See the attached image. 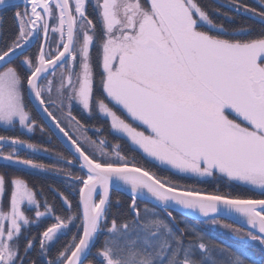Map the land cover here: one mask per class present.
Here are the masks:
<instances>
[{"label":"snow or ice","instance_id":"obj_1","mask_svg":"<svg viewBox=\"0 0 264 264\" xmlns=\"http://www.w3.org/2000/svg\"><path fill=\"white\" fill-rule=\"evenodd\" d=\"M257 2L218 0L227 10L215 9L217 20L200 0H0L14 10V31L0 29V126L32 134L40 116L69 146L66 157L0 135L6 167L63 173L64 183L46 192L0 172V264H258L173 215L219 225L264 251V0ZM238 16L259 32L236 25ZM182 180L255 195L198 191ZM113 191L129 197L119 220Z\"/></svg>","mask_w":264,"mask_h":264},{"label":"trees","instance_id":"obj_2","mask_svg":"<svg viewBox=\"0 0 264 264\" xmlns=\"http://www.w3.org/2000/svg\"><path fill=\"white\" fill-rule=\"evenodd\" d=\"M200 2L209 11L210 14L214 15L215 19L217 20L220 19L219 17L215 16V12H214L215 9L221 8V5L219 3L213 0H200ZM243 2L251 6L259 7L252 0H243ZM226 10L227 9L221 8V11H226ZM13 11H14L13 9L9 8V9H3L0 12V17L3 18L1 21L0 29L3 30L4 36L10 35L14 31V25H13V20H12ZM235 24L236 25H250L254 29V32H259L260 27H261L258 23L249 19L247 16H238L236 18ZM37 120H38V124H40L46 130V133H45L46 136L44 138H41L38 134H33L32 136L25 135L21 133L18 129L11 130V129L0 128V135H6L10 137H20V138L25 139L26 141L34 142L44 147H47L53 150L54 152L63 153L66 157H68L69 152L59 143V141L55 138V136L47 129L46 125L43 123V121L41 120L39 116H37ZM38 161L44 162V159L39 158ZM138 163L142 164L144 167H148V168L152 167L151 164H149L147 161H144V160L138 159ZM153 170H157V169H153ZM5 171L10 176L19 175V176L25 177L31 184L36 185L38 189L40 187H43L46 192L48 191V187L50 185L52 187H56L59 189L64 188L61 178L57 177V174L55 176L53 174H50L53 177H44L41 175H36V174L28 173L25 171L17 170V169L7 168V167H4V165L0 164V172H5ZM157 171L159 172L160 175H165V176L168 175L167 172H164L162 170H157ZM181 183L189 184V185L191 184V182L190 181L188 182V180H182ZM198 185L201 191L208 192V193H212L215 191H219L220 193L230 192L234 196L239 195L245 198L253 197L255 195L254 193L244 190L243 188L232 187L226 190L222 186L216 187L212 185L211 183H207V182H202V183H199ZM48 193L49 195H51L49 199L51 200L53 194L51 192H48ZM112 197H113L114 202L117 198H119L123 205L119 209H115V208L113 209V212L117 214V219L119 220L121 218V214L124 213L127 208V204L129 203V197L125 196L122 193L116 192V191L112 192ZM140 205L145 206L143 203H141ZM148 207H152V205L149 204ZM156 210L159 212V215L161 217H165L161 213V211H159L158 209ZM174 216H176L177 219L179 220L186 221L187 224L193 226L195 229H198L200 232L206 233L207 236L210 237L217 244L228 246L231 249L241 251L245 255L255 258L258 264H264V252L259 247L253 246L249 243L236 241L235 239H232L231 237L226 236L225 234L215 232L205 227L202 222L187 219L178 214H174ZM180 226L183 227L184 225L181 224ZM61 242H63V240H61Z\"/></svg>","mask_w":264,"mask_h":264},{"label":"rangeland","instance_id":"obj_3","mask_svg":"<svg viewBox=\"0 0 264 264\" xmlns=\"http://www.w3.org/2000/svg\"><path fill=\"white\" fill-rule=\"evenodd\" d=\"M253 2H255V4H257L258 5V2H257V0H252ZM259 6V5H258ZM0 25H1V21H0ZM40 125V124H39ZM41 126V125H40ZM40 126H38L37 128H36V130H35V132L34 133H32V134H28V133H26L24 130H21V129H19V127H16V128H5V127H3V126H0V128H3V129H11V130H19L21 133H23V134H25V135H29V136H32L33 134H38L41 138H44L45 136H46V130H44V132H41L40 131ZM48 129V128H47ZM49 130V129H48ZM34 143V142H33ZM35 144H37V143H35ZM37 145H39V146H42V145H40V144H37ZM44 147V146H43ZM54 152V151H53ZM20 154H21V156L22 157H29V158H32V159H34V160H36V161H38V159L40 158V159H44V162L43 163H45V164H48V165H56L57 167H59L60 165L57 163V161L56 160H54V159H51V158H49V156L48 155H45V154H33V153H31V152H28V151H25V150H23V149H21V152H20ZM39 162V161H38ZM2 165H4L3 164V162H2ZM4 167H6L5 165H4ZM7 168H11V169H17V170H21V171H25V172H28V173H32V174H36V175H41V176H44V177H53L52 175H50V174H53L54 176L56 175V173H54V172H43V173H41V172H35V171H32V170H25V169H23V168H20V167H7ZM61 175H63V173H60ZM61 181H62V179H61ZM191 182V186L193 187V188H195L196 190H198V191H201V189L199 188V183H202V182H207V183H211L212 185H214V186H216V187H223L224 189H226V190H228L229 188H232V187H229V186H227V185H225V184H223V183H220V184H218L217 182H215V181H212V180H203V181H200V182H197V181H194V180H188V182ZM62 183H63V181H62ZM197 185V186H196ZM63 186H64V183H63ZM244 189V188H243ZM244 190H246V189H244ZM253 193V192H252ZM255 194V193H254ZM50 196L51 195H49V193H48V197H49V199H50ZM140 207L141 208H143L144 206L143 205H140ZM221 220V222L222 223H229V222H227L226 220L224 221L223 219H220ZM51 221H46V222H44L43 224H42V226H41V229H36V231H40V230H42V228L44 227V226H46L48 223H50ZM204 224V226L205 227H207V228H209V229H211V230H213V231H215V232H218V233H222V234H225L226 236H229V237H231L232 239H235V238H233V236H232V234L229 232V231H227V230H225V229H222L219 225H217V226H212L210 223H208V222H204L203 223ZM236 226V225H235ZM70 236H71V233H69V238H70ZM236 241H239V242H243V241H241V240H238V239H235ZM62 243V242H61ZM249 244H251V243H249ZM251 245H253V246H257V245H255V244H251ZM258 247V246H257Z\"/></svg>","mask_w":264,"mask_h":264},{"label":"water","instance_id":"obj_4","mask_svg":"<svg viewBox=\"0 0 264 264\" xmlns=\"http://www.w3.org/2000/svg\"><path fill=\"white\" fill-rule=\"evenodd\" d=\"M213 1L218 3V0H213ZM16 3H19V0H16ZM0 9H3V8H0ZM40 118L43 121V123L47 126V128L51 131V133L55 136V138L59 141V143L69 152V146L66 143H62L61 142V134H59L58 131L55 130L54 126L51 125L50 121H48L46 119H43L42 117H40ZM60 176L62 177V175H60ZM117 192H120V191H117ZM120 193H123V192H120ZM123 194H125V193H123ZM175 213H178V212H175ZM178 214H180V213H178ZM182 216H184L186 218H189V219H192V220H195V221H204V220H202V219H200L198 217H194V216H186V215H182ZM219 219H224V220L230 221L231 223H233V224H235L237 226L246 227V226L242 225V223L240 221H232V220H230L228 218H225V217H219Z\"/></svg>","mask_w":264,"mask_h":264},{"label":"flooded vegetation","instance_id":"obj_5","mask_svg":"<svg viewBox=\"0 0 264 264\" xmlns=\"http://www.w3.org/2000/svg\"><path fill=\"white\" fill-rule=\"evenodd\" d=\"M34 232H37L36 229H33Z\"/></svg>","mask_w":264,"mask_h":264}]
</instances>
